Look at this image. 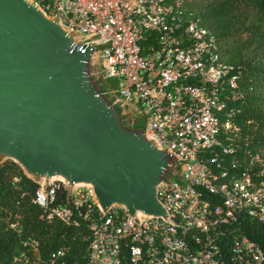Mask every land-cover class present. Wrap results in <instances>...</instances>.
I'll list each match as a JSON object with an SVG mask.
<instances>
[{
  "label": "built area",
  "instance_id": "obj_1",
  "mask_svg": "<svg viewBox=\"0 0 264 264\" xmlns=\"http://www.w3.org/2000/svg\"><path fill=\"white\" fill-rule=\"evenodd\" d=\"M28 2L98 48L110 94L133 121L147 118L148 139L184 163L158 188L168 221L118 206L105 213L89 186L24 173L37 184L31 202L41 221L87 239L84 264H264V159L223 140L241 132L227 112L241 99V71L186 0ZM21 219L9 223L19 236ZM9 264L70 263L65 249L29 236Z\"/></svg>",
  "mask_w": 264,
  "mask_h": 264
},
{
  "label": "water",
  "instance_id": "obj_2",
  "mask_svg": "<svg viewBox=\"0 0 264 264\" xmlns=\"http://www.w3.org/2000/svg\"><path fill=\"white\" fill-rule=\"evenodd\" d=\"M98 51L28 0H0V161L35 180L89 186L105 213L168 221L158 188L184 163L110 94Z\"/></svg>",
  "mask_w": 264,
  "mask_h": 264
},
{
  "label": "trees",
  "instance_id": "obj_3",
  "mask_svg": "<svg viewBox=\"0 0 264 264\" xmlns=\"http://www.w3.org/2000/svg\"><path fill=\"white\" fill-rule=\"evenodd\" d=\"M186 5L203 26L214 32L220 45L222 40L232 36L230 30L235 28L234 22L238 18L235 13L240 7L251 8L264 18V0H216L205 14L193 11L187 1ZM236 31V34L245 33L248 40L231 53L233 65L241 71V99L231 102L227 112L233 114L231 121L241 132L232 135L230 141L225 137L223 140L239 152L259 154L264 159V29L243 24ZM36 190L37 184L16 163L0 161V264H9L20 248L21 238L29 236L41 239L46 250L65 249L70 264H84L87 239L80 237L74 229L60 224L48 227L41 221L42 210L31 202ZM10 215L13 216L11 221L16 216L22 218V236L9 228Z\"/></svg>",
  "mask_w": 264,
  "mask_h": 264
},
{
  "label": "rangeland",
  "instance_id": "obj_4",
  "mask_svg": "<svg viewBox=\"0 0 264 264\" xmlns=\"http://www.w3.org/2000/svg\"><path fill=\"white\" fill-rule=\"evenodd\" d=\"M188 5L198 14H205L207 12V8L214 3L216 0H186ZM238 17L234 22L235 28L230 30L233 34L231 37L224 39L221 41V48L223 51V57L229 63L232 62L231 53L234 49L241 47L247 40L248 36L245 33L236 34V29L240 28L243 24H246L250 27H261L264 29V18L259 15V13L251 8L240 7L239 10L235 13ZM228 20L226 22V25ZM228 27V25H227ZM232 29V28H231ZM107 61L102 58H96V70L97 74L101 77V75L105 74V70L107 68ZM112 85H117L115 80L111 81ZM128 111V109H127ZM130 111V110H129ZM139 125L147 127V118L139 117L137 118ZM236 140V138H234Z\"/></svg>",
  "mask_w": 264,
  "mask_h": 264
},
{
  "label": "bare ground",
  "instance_id": "obj_5",
  "mask_svg": "<svg viewBox=\"0 0 264 264\" xmlns=\"http://www.w3.org/2000/svg\"><path fill=\"white\" fill-rule=\"evenodd\" d=\"M99 57V56H98Z\"/></svg>",
  "mask_w": 264,
  "mask_h": 264
}]
</instances>
